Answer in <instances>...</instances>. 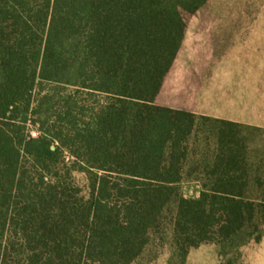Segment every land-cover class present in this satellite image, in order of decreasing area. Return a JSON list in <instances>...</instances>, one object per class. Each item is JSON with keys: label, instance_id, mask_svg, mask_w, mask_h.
<instances>
[{"label": "trees", "instance_id": "obj_1", "mask_svg": "<svg viewBox=\"0 0 264 264\" xmlns=\"http://www.w3.org/2000/svg\"><path fill=\"white\" fill-rule=\"evenodd\" d=\"M206 2L0 0V264H133L169 216V264L261 240L264 129L155 104Z\"/></svg>", "mask_w": 264, "mask_h": 264}, {"label": "rangeland", "instance_id": "obj_2", "mask_svg": "<svg viewBox=\"0 0 264 264\" xmlns=\"http://www.w3.org/2000/svg\"><path fill=\"white\" fill-rule=\"evenodd\" d=\"M263 0H208L196 13L183 12L186 23V46L180 52L176 67L186 65L185 69H195L196 64L215 61L227 48L245 37L251 27ZM213 44V50L212 46ZM44 89H52L47 85ZM28 133L37 137V128L30 125ZM247 140L248 152L245 169L251 181L261 178L264 193V131L243 130ZM80 185L84 186V173L75 174ZM263 211L261 209V219ZM170 216L164 226L156 233L147 250L133 264H169L171 257ZM262 238L251 241L239 251L224 250L217 243L206 242L192 248L186 264H264V225H261Z\"/></svg>", "mask_w": 264, "mask_h": 264}, {"label": "crops", "instance_id": "obj_3", "mask_svg": "<svg viewBox=\"0 0 264 264\" xmlns=\"http://www.w3.org/2000/svg\"><path fill=\"white\" fill-rule=\"evenodd\" d=\"M185 44L186 35L155 104L264 129V0L248 34L215 61L176 67Z\"/></svg>", "mask_w": 264, "mask_h": 264}]
</instances>
